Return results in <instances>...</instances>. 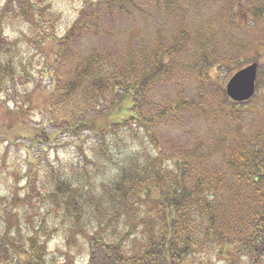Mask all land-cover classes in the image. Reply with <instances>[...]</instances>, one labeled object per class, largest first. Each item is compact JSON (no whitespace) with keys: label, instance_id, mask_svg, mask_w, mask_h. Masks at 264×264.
<instances>
[{"label":"trees","instance_id":"16d2710c","mask_svg":"<svg viewBox=\"0 0 264 264\" xmlns=\"http://www.w3.org/2000/svg\"><path fill=\"white\" fill-rule=\"evenodd\" d=\"M205 3L216 7L196 37L202 47L196 67L203 73L219 67L218 59L210 60L204 51L211 34L239 31L240 26L232 25L239 10L251 21L264 19V0H80L66 29L49 0H3L0 28L17 31V39L0 40V105L12 99L25 115L30 103L21 87L38 68L32 63L34 54L41 55L53 42L54 60L38 76H48L54 85L59 68H69L70 75L58 82L46 111L59 132L53 139L39 135L43 141L36 144H54L59 135L67 136L75 156L43 164L38 154V163L27 159L23 171L25 166L16 163L7 167L1 155L0 167L11 177L8 193L14 208L9 214L13 220L0 226V264H213L217 259L221 264H264V127L257 138L234 136L228 120L241 119L235 106L242 102H232L225 89H212L219 96L205 107L184 98L180 88L172 97L155 100L176 66L163 58L181 53L189 30L174 29L180 32L171 45L165 51L157 45L148 63L136 62L130 47L115 52L100 46L72 61L83 36L106 35L98 31L104 13L107 18L113 10L145 18L152 9L170 18L178 13L194 17ZM246 45L251 51L264 49V42ZM22 47L32 51L31 60L19 58ZM206 80L199 76L201 83ZM108 95L110 99H103ZM122 102L127 114L110 118L108 124L99 121ZM186 113L202 119L209 113L233 135L227 137L221 129L187 148L160 134L161 125L181 123ZM217 153L219 165L212 159ZM49 212L58 223L47 221ZM59 230L65 250L48 260L47 241ZM72 249L83 256L81 262L70 257Z\"/></svg>","mask_w":264,"mask_h":264},{"label":"rangeland","instance_id":"374dc122","mask_svg":"<svg viewBox=\"0 0 264 264\" xmlns=\"http://www.w3.org/2000/svg\"><path fill=\"white\" fill-rule=\"evenodd\" d=\"M49 2L52 7L62 15L63 24L61 27L66 29L65 26L72 22L75 9L79 5L80 0H49ZM2 3L3 0H0V8ZM205 6L204 11L198 12L194 17H192V14L180 15V13H178L176 14L178 16L177 18H170L152 9H147L149 12L146 14L145 18H142L138 14L128 18L114 10L112 13L113 16L107 18L109 13H104V16H102L103 20H100L102 27L98 31H107L106 35L104 33L102 36L88 33L83 36L73 50L74 55L72 54V61L74 57L77 60V57L81 59L82 57L88 56L96 46H100L101 49L107 47V49L115 52H125L126 48L130 47L133 52L131 57H133L136 62L146 61L148 63V61L154 60L153 56H151V51L157 45L161 47L160 51L167 50L166 47L171 45L174 35L180 32L174 31V29L187 28L190 32V38L188 42H186L181 53L171 58L167 56L163 58V60L167 59L169 64L173 62L174 66L175 64L176 66L171 72L168 73L169 70L166 72L170 80L160 85L161 87L158 88L155 94V100L161 101L167 96L172 97L176 94V90L180 88L184 92V98H187L189 101L195 100L205 107L213 96L216 98L219 96L218 94H213L212 89L224 90L227 80L233 73L253 61L257 62L256 79L260 81V84H257L254 95L250 99L235 106L236 109L240 110L238 111V118L241 115V119L234 123L228 120V124H230L233 130L234 136L252 138L254 135L253 137L257 138L258 135H261L260 132L263 131L262 128L264 127V49L259 48L251 51L246 44L248 42L258 44L264 42V19H252L251 21L250 18H247L248 16H246V14L243 15L242 11L239 10L236 14L234 23H232V25L240 26L239 31L236 29L234 33L228 32L224 35L216 33L214 38L212 33V40L208 45L206 44L204 51L210 54V60L214 59L216 61V59H218L219 67L209 68L206 74L199 71L198 67H196L198 58L202 54V47L198 45L196 37L200 36L201 33L203 34V23L205 20L206 22L211 20L214 7L216 6L213 3H205ZM194 29H200V31H192ZM15 33H17V31H4L0 28V40L8 41L9 43L14 42L17 39ZM229 37L231 40L230 44H228ZM220 42L224 44H222L224 46H222L223 48L220 47ZM24 48L25 47L19 48V58L26 61L31 60L33 55V53H31L32 51H24ZM55 50L53 42H48L44 46V51L41 55L34 54L32 63L35 67H38L33 69V76L36 80L32 78L27 85L21 87L22 91H25L27 102L30 103L25 115H22L18 111L16 104L12 105V99L7 101L8 104L0 105V157L4 154L6 165L9 168L14 167V163H16L18 168H21V166L23 168L25 166V168H23V171H25L28 169L27 159L29 161H34L33 163H38L36 158L38 154L43 155V157H40L41 161L43 158L46 161L43 164H46L47 161L52 162L55 159L63 161L69 158V156H75L72 154V145L69 143L71 138L67 136L59 135L57 138L60 139V141H56L54 144L50 142L44 143L43 145L40 143L36 144L37 139L43 141V138L41 139L39 135H56V133L59 132V128L56 127V125L49 123V113H46V111L51 107L50 102L52 101V95L56 94V92H54V90H56V85L63 77L70 75V69L59 68V71L55 75L56 83H54V85L51 84L48 76L41 78L37 73V71L42 73L43 70L47 69L48 64L54 60L53 54ZM251 56L254 58L253 61L251 60ZM156 61L158 64V57H156ZM45 62L47 64L44 67ZM199 62L202 63V61ZM111 72L112 70L107 71V74ZM199 76L207 80L201 83L199 81ZM110 96L111 95H108V98L103 99H110ZM193 96L195 99L192 98ZM124 104L122 102L119 106L120 108H118L116 112H112L111 115L105 118H100L99 121L108 124L107 121L110 118H115L121 114H127L124 109L127 112H129V110L124 107ZM225 104L228 105L229 101ZM145 107L149 109L151 106L146 104ZM194 117L195 116L190 113H186L181 123L163 124L160 127V134L165 137L168 136L172 141L181 145H186V147L189 148L198 140L206 141L210 133L216 131L220 132L224 127L218 126L215 123L216 120L212 119L209 113L206 115L205 119ZM222 130V134L226 133L225 136L227 137L233 135L230 129ZM54 135L51 136L52 139ZM45 140L50 141L47 138ZM28 155L30 157H28ZM212 159H214L216 165H219V153ZM9 180H11V177L8 174V170L0 167V226L9 218L13 220V215H9L10 211H13L14 208L11 193H8V186L11 182ZM14 194L23 196V193ZM20 211H22V209H20ZM49 216L51 217L47 220L49 223L51 220L58 223V220L54 219L55 215L49 212ZM20 219L23 220V215L20 216ZM63 228L64 226L61 227V230H63ZM61 230H59L57 234L51 235L47 241L46 258L48 260L60 257L61 251L65 250L63 247L64 236ZM71 256H75L74 260L77 262H81L83 259V256H80L75 249L71 250L70 257ZM216 261H214L213 264H221L220 259Z\"/></svg>","mask_w":264,"mask_h":264},{"label":"water","instance_id":"95a60500","mask_svg":"<svg viewBox=\"0 0 264 264\" xmlns=\"http://www.w3.org/2000/svg\"><path fill=\"white\" fill-rule=\"evenodd\" d=\"M256 73V62H252L237 70L226 82V95L235 102L250 99L255 91Z\"/></svg>","mask_w":264,"mask_h":264}]
</instances>
